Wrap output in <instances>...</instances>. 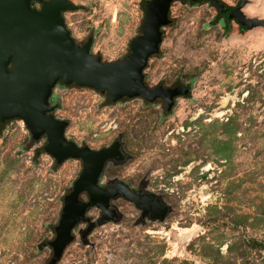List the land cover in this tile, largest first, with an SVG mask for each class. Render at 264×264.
I'll use <instances>...</instances> for the list:
<instances>
[{
    "label": "rangeland",
    "instance_id": "1",
    "mask_svg": "<svg viewBox=\"0 0 264 264\" xmlns=\"http://www.w3.org/2000/svg\"><path fill=\"white\" fill-rule=\"evenodd\" d=\"M70 1L84 7L64 14L77 42L93 32L92 52L103 61L127 54L146 0ZM241 10L264 19V0H245ZM170 18L145 73L150 86L189 87L171 114L141 99L107 105L90 89L56 87L53 97L61 103L55 116L69 120L66 136L78 144L99 148L121 136L130 158L108 163L102 183L146 181L170 212L162 222L141 220L117 199L122 218L85 240L79 226L59 264H264V28H240L206 1H175ZM28 142L20 120L0 135V264H44L50 251L40 244L52 238L60 198L80 169L68 160L52 170L46 154L34 161L43 141L24 149Z\"/></svg>",
    "mask_w": 264,
    "mask_h": 264
},
{
    "label": "water",
    "instance_id": "2",
    "mask_svg": "<svg viewBox=\"0 0 264 264\" xmlns=\"http://www.w3.org/2000/svg\"><path fill=\"white\" fill-rule=\"evenodd\" d=\"M175 1H206L219 15L229 11V18L245 30L264 28V19L243 14L245 0L230 10L221 0H146L140 33L130 41L127 54L103 61L101 54L92 52L93 32L79 43L65 23V13L83 6L70 0H0V135L8 123L20 120L29 134L24 149L43 141L34 149V161L46 154L52 170L68 160L80 163L77 177L60 198L58 219L50 226L52 238L40 244L50 251L44 264H59L79 226H84L78 232L85 240L95 227L119 221L122 214L113 204L117 199L131 203L141 219L162 222L170 212L160 195L143 186L131 188L118 178L102 183L108 163L121 165L130 158L121 136L99 148L78 144L66 136L69 120L55 116L61 103L53 97L56 87L90 89L107 105L141 99L144 105L160 103L164 114H171L176 99L187 97L189 87L180 82L150 86L145 69L160 53ZM92 209L99 211L94 220L88 216Z\"/></svg>",
    "mask_w": 264,
    "mask_h": 264
},
{
    "label": "flooded vegetation",
    "instance_id": "3",
    "mask_svg": "<svg viewBox=\"0 0 264 264\" xmlns=\"http://www.w3.org/2000/svg\"><path fill=\"white\" fill-rule=\"evenodd\" d=\"M239 4V3H238ZM229 10L230 9H232V8H235V7H237V5H235V6H233V7H229V6H227V5H225ZM224 16H228L229 17V11L227 12V13H225L224 14ZM230 19V18H229ZM231 20V19H230ZM233 21V20H232ZM240 28H242V27H240ZM163 84V83H162ZM164 85V84H163ZM184 85V84H183ZM164 86H166V85H164ZM163 114V113H162ZM116 179V178H115ZM113 181V180H112ZM108 182H111V181H107V182H105V183H108ZM126 182V181H125ZM128 183V182H127ZM129 184V183H128ZM130 185V187L131 188H140L141 186H143V190L144 191H146V192H151V191H148L147 189H146V185H147V182L146 181H142V182H140L139 183V185L138 186H132L131 184H129ZM139 214H140V212H139ZM145 218H147V217H145ZM145 218H143V219H141V217H140V219L141 220H144ZM148 219V218H147Z\"/></svg>",
    "mask_w": 264,
    "mask_h": 264
}]
</instances>
